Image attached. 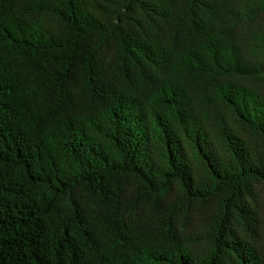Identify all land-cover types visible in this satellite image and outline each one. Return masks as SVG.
Wrapping results in <instances>:
<instances>
[{
    "label": "trees",
    "instance_id": "16d2710c",
    "mask_svg": "<svg viewBox=\"0 0 264 264\" xmlns=\"http://www.w3.org/2000/svg\"><path fill=\"white\" fill-rule=\"evenodd\" d=\"M0 264H264V0H0Z\"/></svg>",
    "mask_w": 264,
    "mask_h": 264
}]
</instances>
